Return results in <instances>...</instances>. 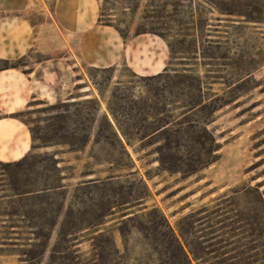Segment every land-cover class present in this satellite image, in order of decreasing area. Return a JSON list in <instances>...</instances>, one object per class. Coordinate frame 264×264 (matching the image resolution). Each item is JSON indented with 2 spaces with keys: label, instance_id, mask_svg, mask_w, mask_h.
Here are the masks:
<instances>
[{
  "label": "rangeland",
  "instance_id": "obj_1",
  "mask_svg": "<svg viewBox=\"0 0 264 264\" xmlns=\"http://www.w3.org/2000/svg\"><path fill=\"white\" fill-rule=\"evenodd\" d=\"M54 2L0 0V23L7 17L21 15L32 25L39 26L50 20ZM99 3L101 11L97 26L90 32L87 41L75 38L73 55L67 56L70 63L78 64V79L85 82L78 89L88 88L85 95L91 98L73 103L37 102L17 113L0 114V264L163 262V257L152 251L153 226L148 222H144L140 231L128 227L125 241L115 232V246L105 238H99L95 229L86 230L92 222H96L92 209L94 199L100 198L75 192V185L88 169L100 171L109 168L108 164L92 166L94 161L91 159V156H96L102 162L109 159L106 146L93 148L91 143L79 152H70L68 147L63 146L34 151L31 148L33 138L36 139L35 146L41 145L38 138L45 136L48 125L54 123L56 112L52 107L100 100L102 93L104 98L101 99L105 106H102V113L107 112V102L117 82L124 84L119 94H133V100L138 103L150 97V89L158 90L156 101L160 107L164 106L169 96L164 91V80H153L156 75L152 73L141 76L134 72L136 66L142 67L151 61L164 60L162 72L168 69L169 74H173V70H181L183 65L188 68L193 66L203 76L205 91L220 95L229 92L226 82H232L242 74L253 72L256 83L247 85L238 102L216 115L217 121L211 128L220 136V159L199 176L184 181L179 175L160 171L155 156L140 161L136 159L138 178H144L151 194L147 205L162 210L172 227L178 229L181 218L208 204L218 195L264 181V176L253 180L264 175V0H99ZM143 30L165 31L169 42L174 45L175 58H172L165 40L152 33L139 35ZM206 40L218 43L215 44L218 46L208 47ZM194 41L199 47L197 56L192 54L195 50ZM105 52L110 62L120 56L118 63L108 68L100 67L104 65L102 57ZM60 57L66 56L44 55L33 49L20 59L8 61L17 63L19 68L36 69L39 62ZM236 63L241 64L243 71L235 68ZM2 65L0 62V67ZM109 68L114 71L102 72ZM134 74L137 78H134ZM95 83L100 84V87ZM256 85L258 88L250 89ZM208 87L212 89L208 90ZM175 90L179 95L178 89ZM178 97L174 100H185V97ZM116 102L119 104L115 106L116 109L124 105L128 107L122 101ZM180 106L176 103L172 108ZM93 108V103L71 107L69 115L73 121L76 120V110L90 112ZM180 112V109L174 111L175 114ZM45 152L58 154L61 160L59 168L63 176L68 178L65 181L68 190L34 199L12 198L10 184L22 190L41 189L45 176L54 175L47 171L51 168L50 163H44L40 158H29L22 166L15 165L28 153ZM139 156H144V153ZM261 190L264 192V186ZM141 192L138 190L136 194ZM243 208L244 205L241 206ZM110 225L102 229L113 231ZM40 232L47 235L51 233V237L37 239L32 235ZM71 233L75 235L71 236ZM209 264L217 262L213 260Z\"/></svg>",
  "mask_w": 264,
  "mask_h": 264
},
{
  "label": "trees",
  "instance_id": "obj_2",
  "mask_svg": "<svg viewBox=\"0 0 264 264\" xmlns=\"http://www.w3.org/2000/svg\"><path fill=\"white\" fill-rule=\"evenodd\" d=\"M156 31L143 30L139 35H159L168 43L172 58H175L176 51L168 40V34L164 33L165 31ZM206 43L208 47L218 46L215 45L218 43L210 40H206ZM194 47L192 54L197 56V41H194ZM0 62L3 64L0 71L20 67L8 60ZM241 67V64L236 63V69L243 71ZM194 69L193 66L188 68L183 65L181 70H173V74H169L170 70L165 69L153 77V80H164V91L169 95L166 99L168 103L162 107L156 101L158 90L150 89V97L138 103L133 100V94H119L124 86L122 82L116 83L107 102V112L102 113L100 100H87L77 105H56L52 107L56 112L54 123L48 125L45 136L38 138L37 141H40L41 145L35 146L36 139L33 138L31 148L34 151L63 146L68 147L70 152H79L92 143L93 148L106 146L109 149L110 158L104 162L96 156H91L94 161L92 166L108 164L109 168L100 171L88 169L76 183L75 192L100 198L94 199L92 209L96 222H92L86 230L95 229L99 238H105L114 246L115 232L125 241L128 227L139 230L144 222H148L153 226L152 251L163 257L161 264H209L213 260L217 264H233L235 261L234 264H264V192L261 190L264 181L255 186L243 185L218 195L208 204L181 218L178 229L172 227L162 210L147 205L151 194L144 178H138L137 160L155 156L160 171L179 175L184 181L199 176L220 159V136L211 128L217 121L216 115L238 102L247 85L256 83L253 72H250L240 75L232 82H226V90H229L227 93L220 95L206 92L203 76ZM109 71L114 69L102 70ZM204 77L210 78L209 75ZM134 78H137V75L134 74ZM174 80L178 82L175 83ZM95 85L100 87L98 83ZM175 88L178 89L179 95L176 94ZM256 88L258 85L250 89ZM211 89L208 87V90ZM100 95L104 98L102 93ZM178 96L185 97V100L175 101L174 98L177 99ZM116 101H122L128 107L124 105L116 109L115 106L119 105ZM86 103H93V110H76V120L72 121L69 115L71 107ZM176 103L181 106L173 109ZM178 109L181 112L175 114L174 111ZM142 153L144 156H139ZM29 158H40L44 163L49 162L51 168L47 171L54 175L45 176L41 189L22 190L10 184L12 198L34 199L49 193H65L68 190L65 184L68 178L63 176L62 169L59 168L61 160L58 159L57 153H28L15 165L22 166ZM263 176L253 180L257 181ZM138 190L142 191L139 195L136 194ZM62 209L63 205L58 217ZM109 223L113 231L102 229ZM12 230H15L14 227ZM32 235L37 239L51 237V233L47 235L43 232ZM116 252L118 253L117 249Z\"/></svg>",
  "mask_w": 264,
  "mask_h": 264
},
{
  "label": "crops",
  "instance_id": "obj_3",
  "mask_svg": "<svg viewBox=\"0 0 264 264\" xmlns=\"http://www.w3.org/2000/svg\"><path fill=\"white\" fill-rule=\"evenodd\" d=\"M100 11L99 0H55L50 20L39 26L32 25L21 15L3 19L0 23L1 60L20 59L33 49L44 55L65 54L66 57L41 61L36 69L24 67L0 71V114L17 113L37 102L73 103L91 98L85 95L88 88L78 89L85 82L78 79V64L70 63L67 56L73 55L75 38L87 41L97 26ZM102 59L104 65L100 67L108 68L116 65L120 56L110 62L105 52ZM164 66V60H156L142 67L136 66L134 72L141 76L146 73L158 75ZM99 99L101 107H105Z\"/></svg>",
  "mask_w": 264,
  "mask_h": 264
}]
</instances>
